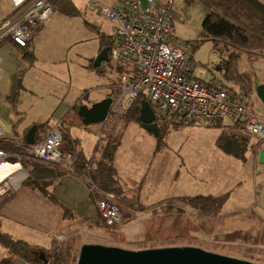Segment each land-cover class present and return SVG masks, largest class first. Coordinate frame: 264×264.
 Masks as SVG:
<instances>
[{
	"label": "rangeland",
	"instance_id": "rangeland-1",
	"mask_svg": "<svg viewBox=\"0 0 264 264\" xmlns=\"http://www.w3.org/2000/svg\"><path fill=\"white\" fill-rule=\"evenodd\" d=\"M75 1L78 4L87 3V0ZM141 1L146 4L145 0ZM89 9L87 16L92 18L95 16L94 10L90 5ZM60 11L58 10L54 14L52 27L61 31V34H58V41L65 43L61 48L68 51L66 37L68 39L71 34L73 47L76 41L82 43L72 49V57L83 60L93 52L95 41H91L89 35L86 36L88 33L82 28L83 24L85 26L82 17H75L73 21L69 19V21L60 22L59 15L62 14ZM174 11L182 17V20L175 22L174 31L178 39L182 42L197 41V48L193 53L194 76L203 80L218 78L227 83L224 76L226 68L222 63V53L214 47L210 38H206L202 34V25L206 15L205 6L199 3L194 4L193 0H175ZM46 45L51 47V40H48ZM224 47L225 45L221 43L220 48ZM231 52L233 51L228 54L224 52L226 53L224 57H229ZM241 59L238 65L240 72L257 74L264 81V54L257 53L255 56L244 54ZM102 71L115 76L108 66H104ZM234 83L235 85L232 86L239 89L238 83L236 81ZM92 96H94V92L90 93V97ZM251 99L254 113L263 120V103L255 93L251 95ZM126 116L129 117L128 114L122 117L110 115L108 121L102 125L103 129L99 131L97 138L100 139L101 147L108 141L119 142L115 156L118 165L116 170L117 172L119 170L120 175L126 181L128 196H137L140 184H143L142 191H139V194L142 192L139 198L142 207L135 212L124 206L125 211L131 214L132 219L129 221L123 217L121 224L111 227L113 230L121 228L119 236L113 232L109 235L108 232L104 234V231H93L88 227L76 226L75 228L74 226L73 229L78 230L79 234L72 230V235L57 236L58 246L72 244L73 250H79L84 244L109 243L111 246L130 250L159 248L152 247L159 246V244L152 245L154 241L147 242V227L151 223L154 225L162 223L169 226L178 216L183 219L184 223L189 222L196 229L183 236L180 234L171 235L173 236L169 238L171 240L160 244L161 247H198L215 254L264 264V237H262L264 235V211H260L259 214L257 206H260L256 204L257 184L261 185L259 192L264 190V170L257 169V162L255 163L254 159L246 154L245 159L240 160L233 157L234 155L224 152L219 146L222 133L219 135L220 128L216 126L187 124L183 126L184 128L174 129V124L168 123L169 131L160 141L157 134L144 130L140 122L128 120ZM74 119L75 117L68 118L64 122L65 128H69ZM49 123L50 120H48ZM48 124L45 126L46 130H42L44 133L49 131ZM78 127L80 130L86 129L84 125ZM253 142L256 141L252 139L249 146ZM88 148L92 149V144H88ZM63 149L70 151L65 141ZM35 165L70 173L59 165L36 162L32 166L35 167ZM261 165L263 164L258 163V166ZM35 177L38 178L37 175ZM56 177H52L49 183H52ZM35 183L40 187L46 185L39 181ZM50 187L51 185L47 191L50 190ZM156 188H160V190L154 192ZM50 193L53 195V190ZM89 194L91 196L90 190ZM208 194L227 196L225 210H229V213H220L216 217H204L199 214L198 210L190 207L189 202L180 199L181 197L195 198L198 195L208 196ZM7 197L1 198L0 202ZM263 198L264 193H262L261 201ZM93 200L95 199L93 198ZM155 201L164 203L155 204ZM116 204L120 209L122 208L121 200L116 199ZM234 209L235 211H232ZM237 211H240L241 214L237 215ZM67 215H69L68 212ZM92 222L105 226L96 211H94ZM106 228L111 229L110 227ZM156 232L157 228L155 227L154 233ZM58 238L62 242H59ZM51 239L53 240V236ZM72 256H76L74 251ZM78 256L79 253L76 257V264Z\"/></svg>",
	"mask_w": 264,
	"mask_h": 264
},
{
	"label": "crops",
	"instance_id": "crops-1",
	"mask_svg": "<svg viewBox=\"0 0 264 264\" xmlns=\"http://www.w3.org/2000/svg\"><path fill=\"white\" fill-rule=\"evenodd\" d=\"M95 1L108 7H112L117 2V0ZM193 1L194 4L204 5L200 0ZM259 1L264 5V0ZM72 4L76 9L77 15H68L60 11L62 14L59 15V21L64 22L69 21V19L73 21L75 17L83 18L85 26L83 24L82 28L88 33H86V36L89 35V39L95 41L94 43L96 44L93 52L84 57L83 60L72 57V49L82 43L81 41H76L73 47L71 34L68 39L65 36L68 51H64L61 48L65 43H59L58 34H61V31L52 27L54 17L49 19L36 32L29 46L35 56L34 61L26 60L24 58V49L17 47L11 41H6L0 45V140L23 144L33 126L38 128L36 140H39L61 123L64 128V136L67 134L73 143V148H71L70 144L65 142L69 146V150L80 151L87 160H91L99 157L100 152L97 149L100 146V139L97 136L99 131L103 129L102 125L104 124L86 126L85 130H80L78 126L83 124L78 116V110L81 105H91L106 98H112L116 92L117 73L113 71L115 77L113 74L103 72L100 69L108 66L109 62L104 63L100 68H95L93 65L99 53L104 48H109L116 25L110 18L100 14L93 7L91 0L81 4L72 0ZM89 5L94 10L95 16L92 18L87 16L90 10ZM15 13L16 9L11 0H0V24ZM207 14L206 9L205 17ZM180 20H182L181 15L174 11V30L175 22ZM48 40H51V47L46 45ZM21 70H23L22 82L17 78V74ZM258 77L260 82L264 84L261 77ZM195 78L202 82L209 81V79ZM19 82L20 84H18ZM92 92H94V96L90 97ZM250 112L257 116L253 110H250ZM71 117H75V119L71 121L69 128H65L64 122ZM48 120H50L49 124ZM46 124H48L47 129L49 131L44 133L42 130H46L43 127ZM183 126L178 128H184ZM216 127L220 128L219 135L222 133V135L245 140L248 144L247 153L245 152V154L252 157L255 163L257 162V169L264 170L263 163H261L263 165L258 166V163H260L258 159L259 152L263 150L258 139L240 134L234 126H231V121L229 120H221ZM252 139L256 142L249 146ZM88 144H92V149L88 148ZM255 145H257V148H255ZM245 154L243 158L233 157L244 160ZM246 160L248 159L246 158ZM114 166L118 169L116 157ZM30 172L31 169L24 167L22 161H8L0 165V183L9 178L12 185L11 197H7L9 198L8 201L4 199L0 202V233L7 234L16 240L24 241L33 247L44 250L45 254L57 246V236H61V234L68 236L72 235L73 232L79 234L77 233L78 230L73 229L74 226L75 228L76 226H83V228L88 227L89 230L93 231H104V234L108 232L109 235L112 232H116L117 236L120 235L121 228L116 230L107 229L101 224L92 222L94 211L99 213L100 221L102 219L100 211L93 200V195L90 196L89 194L86 179L82 176L74 175L73 173L67 174V172L53 168H45L42 173L39 172V176L37 174L38 179L35 181L46 183L45 192L50 195H52L50 192L53 190L54 200H52L49 195H46L47 193L44 194L38 188L26 185ZM118 176L124 188L128 191L126 181L120 175V172ZM52 177H56V179L49 183ZM49 185L51 187L47 191ZM257 185L256 204L260 206H257L260 214V211H264V198L261 201L264 190L261 191L262 193L259 192L261 190L259 186L261 185ZM142 188L143 184L141 183L137 192L138 198L141 197L142 192L139 194V191H142ZM159 190L160 188H156L154 192ZM126 195L128 196L127 193ZM208 196L219 195L208 194ZM183 198L186 197H181L180 199ZM155 202V204L164 203L162 201ZM226 205H224L221 213H229V210H225ZM232 211H235V209ZM251 211L254 210L251 209ZM67 212L69 215L66 216ZM238 214L240 215L241 212L237 211ZM252 214L255 215L253 212ZM124 228L125 224L123 230ZM52 236L53 240L51 239ZM102 245L111 246L109 243H102ZM8 256L9 251L0 245V264ZM12 264L35 263L18 257L14 259Z\"/></svg>",
	"mask_w": 264,
	"mask_h": 264
},
{
	"label": "built area",
	"instance_id": "built-area-1",
	"mask_svg": "<svg viewBox=\"0 0 264 264\" xmlns=\"http://www.w3.org/2000/svg\"><path fill=\"white\" fill-rule=\"evenodd\" d=\"M11 1L16 13L0 24V45L11 41L27 47L59 10L56 0ZM145 2L117 0L108 7L91 1L100 14L116 25L108 67L117 73L118 81L110 115H127L137 102L146 101L156 122L215 127L221 120H229L240 134L258 139L264 149V119L250 112L249 98L237 94L218 78L202 82L194 77L193 53L197 42H182L176 36L174 0ZM63 145L64 128L60 123L33 145L16 143L17 151L0 149V165L26 159L63 166L73 173L75 156L64 151ZM86 183L105 226L121 224L115 195L99 191L90 179ZM10 194L12 185L8 178L0 183V197Z\"/></svg>",
	"mask_w": 264,
	"mask_h": 264
},
{
	"label": "trees",
	"instance_id": "trees-1",
	"mask_svg": "<svg viewBox=\"0 0 264 264\" xmlns=\"http://www.w3.org/2000/svg\"><path fill=\"white\" fill-rule=\"evenodd\" d=\"M200 1L206 6L208 13L203 21L202 34L206 38H210L214 43V47L222 53V63L226 68L224 76L227 79V83L231 86L235 85L234 81L238 83L240 87L239 89H236L234 86L232 87L237 94L239 93L243 95V97L249 98L248 107L250 106V110H253L254 106L252 104L251 95L254 93L256 94V81L260 80V78L254 73L251 75L247 72H240L238 65L244 54H250L251 56H255L257 53L264 54V5L259 0ZM56 4L58 5L59 10L64 13L68 15H77L76 9L72 4V0H56ZM221 43L225 45L224 48H220ZM30 45L24 48L19 47L18 45L16 46L24 49V58L32 62L35 60V56L29 47ZM110 49L111 42L109 45V52ZM230 51L233 52L229 54V57H224V55L226 53L228 54ZM100 69L102 70V67ZM22 74L23 70L19 71L17 74V78L21 82ZM18 84H20V82ZM253 86L254 88H252ZM140 104L141 101L137 102L136 105L129 111V117L126 116L128 120H136L140 122ZM182 125L184 124L175 123L174 128H178ZM168 129V122L162 123V125L158 126L157 136L160 141L163 140V137L169 131ZM64 141L68 142L71 148H73V143L67 134L64 136ZM118 144L119 142L113 143L108 141L104 144V146H99L97 149V151L100 152L99 157H95L91 160H87L82 153H80V151L76 152L73 150V154L75 156L73 174H78L84 179H90L99 191L114 194L117 200L122 201V208L120 209L121 214H123L122 219L124 217V219L130 221L132 219L131 214L125 211V207H127L126 209L128 210L136 212V210L140 209L142 206L139 203L140 201L137 196L133 195L134 197H130L126 195V189L119 179L118 172L114 166ZM14 145L15 143L0 140V149L2 150L15 151L16 149ZM219 146L224 152L238 158H243V155L248 149V144L245 140H239L238 138L226 135L221 136ZM73 151L71 150V152ZM21 161L24 167L31 169L26 185L38 188L46 194L47 192H45V188L40 187L35 183V180L38 179L35 175L38 174L39 176V172L42 173L45 170V167L37 165L33 167L32 165L36 163L35 161H28L26 159H22ZM46 195H49V197L54 200L53 195H50L49 193ZM8 197L10 198L11 195ZM9 198H6V201H8ZM183 199L189 202V206L198 210L199 214L204 217H216L220 215L227 202V196H197L195 198L186 197ZM155 227L157 228L156 233H154ZM111 229L113 230V228ZM193 229L196 228L191 223H184L183 219L177 216V218H175L169 226H165L162 223H158L156 225L151 223L146 230V234H148V238L146 240L147 242L154 241L152 245L159 244V246L152 247H161L162 245L160 244H164L167 240H171L169 239L173 237L171 235L180 234V236H183L188 234V232ZM113 233L116 234V232ZM262 237H264V235ZM0 245L9 251L8 258L4 259L1 264H12L14 259L18 257L35 264H44V262L40 259V255L44 252V250L33 247L24 241L16 240L7 234L0 233ZM58 245L59 244H57V246H55L50 252L46 253L49 257L48 264H76V257L80 249L73 250L72 244L67 246ZM72 250L76 253V256H72Z\"/></svg>",
	"mask_w": 264,
	"mask_h": 264
},
{
	"label": "water",
	"instance_id": "water-1",
	"mask_svg": "<svg viewBox=\"0 0 264 264\" xmlns=\"http://www.w3.org/2000/svg\"><path fill=\"white\" fill-rule=\"evenodd\" d=\"M109 48H104L94 60V67L100 68L108 63ZM256 95L264 105V84L256 81ZM113 99L106 98L91 105H81L78 116L84 126L105 124L111 113ZM140 123L144 130L157 134L158 123L148 102H141ZM37 126L28 132L25 145L36 141ZM259 162L264 164V149L259 152ZM40 259L48 264L49 257L44 252ZM77 264H257L230 256L208 252L198 247H159L143 250H130L102 244H84L81 246Z\"/></svg>",
	"mask_w": 264,
	"mask_h": 264
},
{
	"label": "flooded vegetation",
	"instance_id": "flooded-vegetation-1",
	"mask_svg": "<svg viewBox=\"0 0 264 264\" xmlns=\"http://www.w3.org/2000/svg\"><path fill=\"white\" fill-rule=\"evenodd\" d=\"M158 123V126L162 125V122H157Z\"/></svg>",
	"mask_w": 264,
	"mask_h": 264
}]
</instances>
